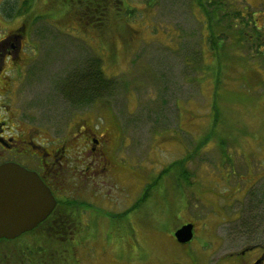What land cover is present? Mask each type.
<instances>
[{
	"label": "rangeland",
	"instance_id": "obj_1",
	"mask_svg": "<svg viewBox=\"0 0 264 264\" xmlns=\"http://www.w3.org/2000/svg\"><path fill=\"white\" fill-rule=\"evenodd\" d=\"M122 1L93 15L78 13L79 1L32 0L7 19L0 0V39L19 31L24 44L2 66L1 112L53 137L79 116L99 124L105 114L116 134L122 130L124 160L142 182L141 192L128 185L118 206L85 200L54 235L43 227L0 243V264H216L264 244V56L246 35L221 55L235 24L244 27L238 14L264 28V0H220L216 15L229 27L214 30L218 59L205 9L219 0ZM99 58L113 86L92 104L72 103L65 93L72 76ZM137 196L142 203L132 210ZM187 222L196 236L181 244L174 232Z\"/></svg>",
	"mask_w": 264,
	"mask_h": 264
},
{
	"label": "flooded vegetation",
	"instance_id": "obj_2",
	"mask_svg": "<svg viewBox=\"0 0 264 264\" xmlns=\"http://www.w3.org/2000/svg\"><path fill=\"white\" fill-rule=\"evenodd\" d=\"M83 1L79 2L83 4ZM91 1L90 3L89 0L84 7L81 5L78 13L96 14L100 10H106L107 4L112 3V0ZM86 7L90 12H86ZM17 32L19 31L10 32L0 39L1 90H3V84L6 83V76L2 75L3 64L9 60L13 62L17 60L24 48L21 41L22 36ZM13 38L17 39L18 45L10 44ZM2 95L3 93H0V96ZM1 104L0 100V165L16 163L29 171L36 172L57 200L52 212L41 223L48 222L54 226L65 227L69 225L73 219L67 217L49 219L55 212L64 210L65 205H69L68 202L77 204L75 211L79 210L80 205H84L85 200L89 206L94 204V202L90 204L92 198L96 202L103 198L108 199L109 205L118 206L125 199L121 198L125 191L128 195L130 194L127 189L128 185L135 186L136 191L141 192L142 182L139 184L136 179L140 176L124 160L122 130L119 129V134H116L115 130L109 126L105 114V121L99 124L89 123L86 116H79L70 131L53 137L42 128L28 126L23 121L17 120L18 118L13 117L10 112L3 114ZM128 173L131 176L124 186L123 177H128ZM105 188H110L111 195L109 192H103ZM261 190L264 192V187ZM110 196L112 198H109ZM139 201L140 196H137L132 210L139 209ZM260 207H264V204H260ZM259 215L261 216L259 226H264V218L261 214ZM247 229L251 230V226H247ZM259 230H263L264 233L263 228ZM195 236L196 225H194ZM232 255H237L239 259L216 264H264V244L257 241V243L248 245L241 253H230L221 259Z\"/></svg>",
	"mask_w": 264,
	"mask_h": 264
},
{
	"label": "trees",
	"instance_id": "obj_3",
	"mask_svg": "<svg viewBox=\"0 0 264 264\" xmlns=\"http://www.w3.org/2000/svg\"><path fill=\"white\" fill-rule=\"evenodd\" d=\"M31 1L32 0H24L21 5H18L19 0H4V2L1 5V10L2 13L4 14L3 17L7 19H13L15 16H20L23 14H15V13H22L23 11L27 10L31 6ZM68 3H71L72 5L74 4V1H80V0H65ZM83 1V0H82ZM90 2H92L90 0ZM149 3L153 2V0H149ZM209 6L211 8L208 10L207 8L205 9L206 12V27H207V37L208 40L211 42L210 44L212 45V50L215 51V58L218 59L220 55V50L218 46V41L216 40V36L213 34L215 29L218 28H227L229 27L226 22H228V19L225 18L224 15L220 14V16L216 15L220 10H222L221 2L216 1H208ZM89 3V0H84L83 4L84 6ZM121 3L123 1L121 0ZM152 7V6H151ZM231 8H229L226 12L223 14L228 13ZM226 10V9H225ZM107 14L106 10H100L98 12ZM97 12V13H98ZM240 12V11H239ZM238 12V13H239ZM96 13V14H97ZM212 14H215L214 19L212 18ZM95 15V14H93ZM238 17L240 18V21L243 23L244 27H236V24L232 30L231 33H229V36H226L229 39H226L224 43L227 41V43L222 44V49H221V55L225 56L227 55L228 49L235 48L236 46H241L244 41H248L246 36H249L250 39H253V41L250 43V45H254L256 50L261 54V57L264 56V28H260L257 26L255 23V18L253 19L252 17H245L242 16L241 14H238ZM24 21H27L26 19ZM23 25L25 26V23L23 22ZM22 25L21 30H24V26ZM253 26L252 32H250V28ZM228 32H230L228 30ZM210 33V35H209ZM246 35V36H245ZM224 45V46H223ZM256 56V55H255ZM244 62L246 63V60L249 59V57H242ZM260 58V57H259ZM258 58V59H259ZM253 58L251 61L254 63ZM92 63L89 64L88 68L84 72H80L72 76V82L70 84V89L65 90V93L67 91V95L69 96V99L71 100L72 103L78 104V105H88L94 103L97 99H100L103 97V95L107 94L108 88L112 87L113 84V79L107 75L102 70V60L99 58L98 60H93L91 61ZM213 108H217V105L215 104ZM217 118H219L220 114H216ZM214 118V123H217L218 119ZM216 120V122H215ZM223 142V141H222ZM187 159V158H186ZM186 159H182L180 161H177V163L185 161ZM176 164V163H175ZM178 165V164H176ZM154 185H151L150 187H153ZM148 193L146 192L145 196H147ZM144 199V197H143ZM142 203V200L138 202V206ZM69 205H65L66 208L64 210H59L58 212H55L53 216H51L49 219H58V218H63L67 217L69 219H74V212L75 208H77V204L74 202H68ZM136 208V205L134 206ZM129 211V210H127ZM126 213V212H125ZM48 219V220H49ZM47 227L45 230L46 233L49 235L52 233L54 235L55 231V226L52 225L51 223L45 222L41 223L37 228H35L32 231L26 232L24 234H34L36 230H41L42 228ZM42 232V231H41ZM57 233V231H56ZM23 234V235H24ZM45 234V233H44ZM21 235V236H23ZM25 235V236H26ZM47 235V236H49ZM20 236V237H21ZM24 236V237H25ZM46 236V235H45ZM22 237V238H24ZM19 238V237H18ZM18 238L15 239H6V238H0V243L7 242V241H15L18 240Z\"/></svg>",
	"mask_w": 264,
	"mask_h": 264
},
{
	"label": "water",
	"instance_id": "obj_4",
	"mask_svg": "<svg viewBox=\"0 0 264 264\" xmlns=\"http://www.w3.org/2000/svg\"><path fill=\"white\" fill-rule=\"evenodd\" d=\"M57 200L41 177L16 163L0 165V238L15 239L36 228L54 209ZM179 243L194 237V223L174 232Z\"/></svg>",
	"mask_w": 264,
	"mask_h": 264
},
{
	"label": "bare ground",
	"instance_id": "obj_5",
	"mask_svg": "<svg viewBox=\"0 0 264 264\" xmlns=\"http://www.w3.org/2000/svg\"><path fill=\"white\" fill-rule=\"evenodd\" d=\"M187 223H189V222H187ZM193 223V222H192ZM195 225V224H194Z\"/></svg>",
	"mask_w": 264,
	"mask_h": 264
}]
</instances>
